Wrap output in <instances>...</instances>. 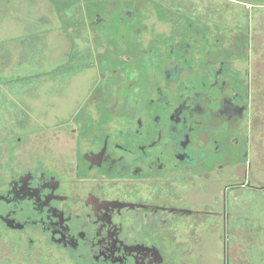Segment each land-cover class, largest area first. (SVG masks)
<instances>
[{
	"label": "flooded vegetation",
	"instance_id": "flooded-vegetation-1",
	"mask_svg": "<svg viewBox=\"0 0 264 264\" xmlns=\"http://www.w3.org/2000/svg\"><path fill=\"white\" fill-rule=\"evenodd\" d=\"M74 9L97 79L52 144L1 139L0 264H192L214 234L264 264V0Z\"/></svg>",
	"mask_w": 264,
	"mask_h": 264
},
{
	"label": "rangeland",
	"instance_id": "rangeland-1",
	"mask_svg": "<svg viewBox=\"0 0 264 264\" xmlns=\"http://www.w3.org/2000/svg\"><path fill=\"white\" fill-rule=\"evenodd\" d=\"M92 1L0 0V143L8 133L13 142L20 138V150L24 145L52 144L62 134L53 125L78 104L82 103L80 110L84 107L97 75L85 63L82 37L73 39L88 31L67 23L76 17L74 8ZM260 197L250 193L244 199L255 204L249 209L260 211L256 218L263 220ZM213 237H207L201 250L195 251L201 264H223L220 239L217 234ZM196 257L190 260L192 264Z\"/></svg>",
	"mask_w": 264,
	"mask_h": 264
}]
</instances>
